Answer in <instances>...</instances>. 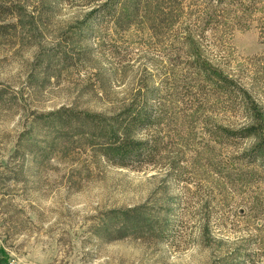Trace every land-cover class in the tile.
Listing matches in <instances>:
<instances>
[{
    "label": "rangeland",
    "instance_id": "1",
    "mask_svg": "<svg viewBox=\"0 0 264 264\" xmlns=\"http://www.w3.org/2000/svg\"><path fill=\"white\" fill-rule=\"evenodd\" d=\"M108 1L0 0V264H264V170L242 157L264 139V0H147L130 26ZM143 103L151 162L117 166L51 128L63 108ZM220 127L256 132L231 144ZM135 208L153 230L116 231Z\"/></svg>",
    "mask_w": 264,
    "mask_h": 264
},
{
    "label": "trees",
    "instance_id": "2",
    "mask_svg": "<svg viewBox=\"0 0 264 264\" xmlns=\"http://www.w3.org/2000/svg\"><path fill=\"white\" fill-rule=\"evenodd\" d=\"M144 1L147 0H110L98 10L103 15L112 14V17L119 24L124 21L126 26H130L134 19L140 15ZM206 1L220 6L234 5L243 0ZM213 14L214 11L212 10L209 17L212 18ZM194 64L197 68V74L210 80L214 88L232 95L252 111L258 109L250 94L232 78L209 65H205L200 60L194 61ZM150 108L148 104L143 103L137 108L133 106L125 108L110 117L63 108L59 112L53 113L51 128L55 129L54 131L60 139L73 142L74 137H79L93 146L94 150L108 161L120 167H131L136 164L151 162L157 154L158 143L156 141L153 140V143L152 140H141L136 137L148 128H152L154 124H158L159 115L152 113ZM254 132H256L254 127L237 130L220 127L217 130L219 139L231 144L250 138ZM62 135L64 137H61ZM242 157L250 163L258 164L264 170V139L256 143L251 151ZM145 214L146 212L141 208L129 209L122 213L116 212L112 220L122 219V226L118 227L116 231L124 233L125 230L130 229L137 230V232L152 231L153 224L148 221Z\"/></svg>",
    "mask_w": 264,
    "mask_h": 264
},
{
    "label": "built area",
    "instance_id": "3",
    "mask_svg": "<svg viewBox=\"0 0 264 264\" xmlns=\"http://www.w3.org/2000/svg\"><path fill=\"white\" fill-rule=\"evenodd\" d=\"M10 264H12V263H10Z\"/></svg>",
    "mask_w": 264,
    "mask_h": 264
}]
</instances>
